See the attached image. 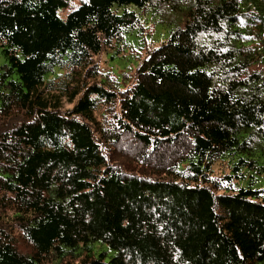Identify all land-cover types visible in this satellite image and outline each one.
Wrapping results in <instances>:
<instances>
[{
  "label": "trees",
  "instance_id": "1",
  "mask_svg": "<svg viewBox=\"0 0 264 264\" xmlns=\"http://www.w3.org/2000/svg\"><path fill=\"white\" fill-rule=\"evenodd\" d=\"M71 3L0 0V264H264V0Z\"/></svg>",
  "mask_w": 264,
  "mask_h": 264
},
{
  "label": "rangeland",
  "instance_id": "2",
  "mask_svg": "<svg viewBox=\"0 0 264 264\" xmlns=\"http://www.w3.org/2000/svg\"><path fill=\"white\" fill-rule=\"evenodd\" d=\"M81 0H72V3L69 7L60 9L58 14L64 18L67 12L79 5ZM129 9H135L133 6H129ZM122 8L118 9V12H121ZM144 21V30L134 29L127 33L124 36V42L127 43L128 47L126 48V53L121 57H116L115 59H111L109 52L108 54H102L100 56V63L99 68L102 72H109L112 75H116L120 81V88L127 87L130 82L132 81V72L130 73V77L126 79H122L123 73L127 72L128 70L125 69L126 65L135 66V62L132 61L130 55V50L134 49L136 51H140L142 56L144 55V51L141 48L145 46L156 48L160 46L163 42H165L168 38L169 32L168 29L162 25H153V21L149 18V16L143 17ZM141 49V50H140ZM1 60V59H0ZM256 159H264V155H258L255 157ZM236 159H232L231 157H223L220 158L217 162H215L212 167L210 174L214 175L215 177L230 174L235 175L234 170L232 169L233 164ZM263 162V161H262ZM262 163L259 162L258 167H253L251 169H247L243 167L239 174H242L241 178H234L232 180V185L235 187L240 186H247L249 185L253 189L262 188L264 187V169L261 167ZM102 249L107 248L105 244L100 245L99 243L95 244ZM27 247L25 244H20V249L25 250ZM112 251H109L111 254Z\"/></svg>",
  "mask_w": 264,
  "mask_h": 264
}]
</instances>
